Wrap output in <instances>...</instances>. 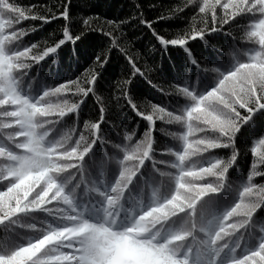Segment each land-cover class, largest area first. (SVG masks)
<instances>
[{"label": "snow or ice", "instance_id": "1", "mask_svg": "<svg viewBox=\"0 0 264 264\" xmlns=\"http://www.w3.org/2000/svg\"><path fill=\"white\" fill-rule=\"evenodd\" d=\"M129 8L123 19L81 15L77 26L73 0H0V264H264V226L255 222L264 209V121L256 120L264 118V0H177L156 16L186 21L167 35L139 0ZM50 23L58 27L47 38L26 39ZM130 24L150 32L153 51L182 52L183 63L141 66L118 35ZM89 33L101 43L90 46ZM220 33L227 53L210 43ZM69 43L71 74L62 63ZM117 50L126 64L106 104L104 73ZM50 60L61 63L43 73ZM41 73L57 81L35 94ZM142 78L162 101L146 97L141 107ZM91 97L100 103L85 118ZM125 113L140 120L122 123ZM157 132L176 146L159 144ZM244 156L247 170L234 181L230 169ZM230 194L217 216L215 204ZM250 239L255 246L241 250Z\"/></svg>", "mask_w": 264, "mask_h": 264}, {"label": "trees", "instance_id": "2", "mask_svg": "<svg viewBox=\"0 0 264 264\" xmlns=\"http://www.w3.org/2000/svg\"><path fill=\"white\" fill-rule=\"evenodd\" d=\"M20 3L28 5L29 7H33L40 4H48L52 5L58 2V0H19ZM66 2V0H65ZM140 3L145 5L144 11L145 15L154 20L156 22V28L158 31H160L162 34H170L175 33L177 30L183 29L185 27L186 21L183 19H176V20H161L156 21V16L159 15L161 12L165 11L166 8L169 5L175 4L177 0H139ZM132 3V0H73L74 4V12L76 15L74 16L73 23L74 25L80 26V20L79 17L81 15H91L93 17V20L95 22L96 17H102L106 19H116V18H126L128 15L131 14V10L129 8V5ZM86 5V6H85ZM154 7H151L153 6ZM187 11V10H186ZM188 16H191V13H188ZM239 19H250V17H243ZM26 23L31 24H39V21H28ZM57 24L56 23H50L48 25H43L40 29H38L35 33L30 34V37H26V39L29 40H41L43 38H47L49 36V33H52L54 30H57ZM88 35V43L90 46H94L101 43L99 33H89ZM120 37H123V40L121 41L126 47L130 48L131 53L133 55L139 54V63L141 66L144 65L145 62L151 66L152 64H155L157 68L160 67L161 63L162 66H166L171 68L172 62L176 64H182L183 63V53L179 50L170 49L169 54L163 53L161 54L159 51H153V48L155 46L154 38L151 37L150 32L143 26L139 24H130L129 26L123 27L120 33L118 34ZM228 41H230V38L226 41V38L224 37L223 33H220L215 37L214 40L210 41V43L214 46L216 49H223L225 53L228 52ZM79 43V42H78ZM193 44L195 48L198 49V51L202 52L204 55H207L209 52L213 51V48H205L203 44H199L198 42H190ZM72 45L69 43L68 48L66 49L65 53L62 54V63L65 66L70 67V73H77V65L70 64L69 61V54L72 50ZM229 57L225 55V59H228ZM72 60H75V57H72ZM61 61H57V63H54L53 61H49V65H51V69H49V66L46 65L44 67L43 73H51L60 65ZM126 64V61H124L120 57L119 51H114L112 53V64L110 65L109 72L104 73L105 76V83L102 85L103 91L101 92V100L107 104L108 102V88L109 85H111L112 88H115L116 81L118 78H120L121 70ZM81 65L79 67V71H83V67H87V64H84L83 61H81ZM43 73L40 74V76H37V79L33 81V88L32 91L35 94H38L39 89L47 84H54L57 81V77L52 75L51 77L48 75H44ZM155 76L156 73H153ZM41 77H43L41 79ZM135 95L138 97V103H141V107L144 106L146 101V97L149 99L155 101H162L161 94L157 93L154 89L151 88V86L147 83L146 80H140L137 82L135 86ZM171 99V98H170ZM53 102H55V97L52 98ZM100 101H97L95 97L88 98L86 103L81 105L82 109V116L84 115L85 118L88 117L89 114H94L95 110L98 109ZM150 107V105H148ZM118 109H116L114 106L112 107V115H114ZM139 121L140 118L131 116L127 113H125L124 117L121 118V122L128 124L131 121ZM257 124L259 125L262 121H264V118L260 117L259 115L256 117ZM65 121L70 123L71 117H66ZM157 126H160V122H156ZM135 127V125H132ZM60 127V126H58ZM145 127V122L140 121L139 127L137 128V138L139 137L140 133H143ZM174 127V126H172ZM109 134L111 135V130L108 129ZM114 135V133H113ZM157 142L159 144H166L169 146L175 147V142L171 140L170 137L164 136L162 133L157 132L154 133ZM247 140V134L245 136H241L238 138V143L243 147ZM102 151V150H101ZM225 150H217L218 154H223ZM250 157V153H249ZM247 162L248 157L244 156L238 168L236 169H230L231 172V179L234 181H239L241 177V173L245 172L247 170ZM147 163V162H146ZM116 174V170L114 168H109V170L106 173V182L110 183ZM257 182H260V178H256ZM235 199V196L230 194L227 199L219 200L215 206V214L219 216L223 211H225L231 204V202ZM255 222H256V230L259 231V228L261 226H264V209L260 210L258 214L255 216ZM254 235H258V233L253 230ZM256 244L255 239L248 240L246 245H241V250L247 248L250 249L254 247ZM240 251V250H238ZM229 256V253L227 250L222 255V259H227Z\"/></svg>", "mask_w": 264, "mask_h": 264}]
</instances>
